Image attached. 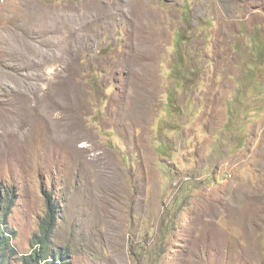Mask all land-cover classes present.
<instances>
[{
    "label": "rangeland",
    "instance_id": "374dc122",
    "mask_svg": "<svg viewBox=\"0 0 264 264\" xmlns=\"http://www.w3.org/2000/svg\"><path fill=\"white\" fill-rule=\"evenodd\" d=\"M0 187L21 255L51 198L70 264H264V0H0Z\"/></svg>",
    "mask_w": 264,
    "mask_h": 264
},
{
    "label": "trees",
    "instance_id": "16d2710c",
    "mask_svg": "<svg viewBox=\"0 0 264 264\" xmlns=\"http://www.w3.org/2000/svg\"><path fill=\"white\" fill-rule=\"evenodd\" d=\"M10 191L0 187V264H70L66 260L70 257L68 249L51 248L50 241L55 230L57 214V203L46 202L48 206L47 217L39 224L40 235L35 245L37 246L29 255L19 254L11 245L13 231L6 226V216L11 209ZM52 257V261H49Z\"/></svg>",
    "mask_w": 264,
    "mask_h": 264
}]
</instances>
